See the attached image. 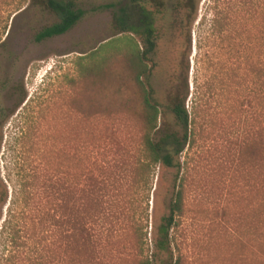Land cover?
Here are the masks:
<instances>
[{"label": "rangeland", "instance_id": "374dc122", "mask_svg": "<svg viewBox=\"0 0 264 264\" xmlns=\"http://www.w3.org/2000/svg\"><path fill=\"white\" fill-rule=\"evenodd\" d=\"M73 1L83 18L36 42L59 16L42 0H0V106L13 113L4 124L1 170L27 174L40 209L16 219L18 239H3L0 264H35L38 255L41 264L147 257L154 264H264V0L150 1L157 48L144 80L160 105L159 124L183 133L176 104L190 118L181 169L158 168L152 191L137 183L144 122L128 59L143 43L115 23L132 0ZM89 157L106 168V182L93 187L81 163ZM68 179L77 204L83 184L96 190L84 223L102 224L105 212L113 230L102 239L77 236L74 263L59 199H46L54 182L62 188ZM180 182L183 210L170 249L160 250L159 228Z\"/></svg>", "mask_w": 264, "mask_h": 264}, {"label": "trees", "instance_id": "16d2710c", "mask_svg": "<svg viewBox=\"0 0 264 264\" xmlns=\"http://www.w3.org/2000/svg\"><path fill=\"white\" fill-rule=\"evenodd\" d=\"M151 0H132V3L128 6H123L119 9L115 16V23L120 32H127L139 35L141 37L143 48L139 47L138 50L129 52L130 67L135 73L136 84L139 88L142 102V118L144 122V134L142 137V144L140 148L139 159L136 161L137 167V183L141 186H145L148 191L154 189L155 180L158 176V168L162 165L171 168L181 169L180 156L185 150L190 139V118L189 112L185 108L184 104H176L173 108L179 124L184 128L183 133L179 131L166 129L160 126V105L154 98L153 88L149 83L145 82L144 77H147L152 73V68L149 65L153 54L157 48V29H156V17L155 12L150 9L149 3ZM43 5L55 12L60 21L56 24L44 28L35 37L36 42H42L48 38L63 35L70 31L80 21L85 12L78 8L73 0H42ZM246 48V46H245ZM1 101V92H0ZM24 98L21 99L18 106L22 104ZM13 113H8L7 109L0 106V152L3 142V131L6 120ZM89 159V160H88ZM96 161V159H95ZM92 163L89 158H83L81 160L84 169L89 170L86 174V178L90 181V187L99 185L100 180H104V170L106 168L100 165L101 162ZM12 165V162H9ZM27 174L13 172V169L8 167V174L3 175L0 164V249L7 246L4 238L12 237L11 239L17 240L19 232L13 231V224L17 218L27 219L29 214L38 209L35 206V201H32V196L27 190L28 186ZM97 181L100 183L97 184ZM106 182V181H105ZM73 182L68 179L66 186L58 188L54 184L52 185L50 192L47 193L46 199L48 203H52L54 200H58V206L62 210L60 216L65 223L66 229V247L67 254L70 255L69 259H72V253L74 245L76 246V237L82 236V238L91 239V236H96L102 239L111 235L113 230L107 226L108 215L104 212L103 223L98 224L95 222L84 223L85 215L89 217L90 209L89 203H93L96 199V190L86 187L84 184L79 189V202L77 204L73 193L76 194L74 188H72ZM183 183L180 182L177 191L170 203L169 214L164 216L163 222L159 228L160 239L157 241V247L160 250L168 251L171 246V232L176 226L177 220L183 210ZM10 187L12 188L10 191ZM59 191V192H58ZM35 198V195H34ZM34 203L31 208L30 203ZM81 202V203H80ZM37 204V203H36ZM44 205V204H43ZM94 207V206H93ZM95 208V207H94ZM44 209V208H43ZM5 212V213H4ZM31 212V213H30ZM48 212V211H47ZM87 213V214H86ZM39 218L41 222L44 216L39 211ZM39 219V220H40ZM38 218L34 221L36 223ZM44 225V224H43ZM53 224H48L46 228H53ZM27 227L24 226V229ZM52 232V230H51ZM56 235V232H52ZM99 238L97 240H99ZM12 241V240H11ZM260 241V250L264 251V245ZM74 258V257H73ZM35 264H41V255L36 258H31ZM1 262V260H0ZM71 262H75L72 259ZM154 259L144 258L140 260L139 264H154Z\"/></svg>", "mask_w": 264, "mask_h": 264}]
</instances>
